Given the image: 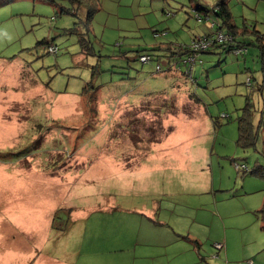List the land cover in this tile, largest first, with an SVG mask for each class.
<instances>
[{"label":"rangeland","instance_id":"374dc122","mask_svg":"<svg viewBox=\"0 0 264 264\" xmlns=\"http://www.w3.org/2000/svg\"><path fill=\"white\" fill-rule=\"evenodd\" d=\"M217 1L73 8L69 0H0V176L24 171L39 197L43 185L57 183L45 173L65 170L73 176L59 177L65 202L86 211L85 220L70 209L55 216L53 247L58 232H82L80 255L65 262L42 250L37 233L0 221V264H101L103 248L91 251L84 232L138 235L125 243L127 264H264V48L256 40L264 21L255 27L253 14L237 11L245 53L214 45L195 57L192 76L183 62L182 48L211 28L193 7ZM143 54L152 61L141 62ZM40 87L47 91L38 94ZM60 91L81 96V105L58 109ZM246 107L256 141L244 149L237 140ZM195 119L197 129L187 123ZM197 132L209 135L181 137Z\"/></svg>","mask_w":264,"mask_h":264},{"label":"crops","instance_id":"0c3cea01","mask_svg":"<svg viewBox=\"0 0 264 264\" xmlns=\"http://www.w3.org/2000/svg\"><path fill=\"white\" fill-rule=\"evenodd\" d=\"M232 1V0H231ZM206 5V4H204ZM231 13L234 16V22H236L235 14L237 11L239 12H248L253 14V17L251 18L255 24L259 23L258 19H261L264 21V0H237V4H233L229 2ZM213 17H215L213 15ZM216 18V17H215ZM214 19V18H213ZM263 24V23H262ZM260 31L262 33H254L257 34L256 37L263 38L264 42V24L263 27L260 28ZM247 38H250L249 36H246ZM240 42V38H237ZM47 91L46 87H40L36 92L38 94H44ZM54 93V92H53ZM79 95H75L73 93H70L68 91H60L57 93V96L53 98V103L57 105V108L59 109H73L77 108L82 103V97ZM202 107V104L200 105V108ZM205 112V110H204ZM205 119L208 121V116L206 112L204 113ZM184 118H187L185 116H181ZM183 118V119H184ZM179 120V119H178ZM185 120V119H184ZM166 121V120H165ZM188 124H191L196 129L197 127H201V124L198 122V119L190 120L187 122ZM206 129L209 128V121L208 126L204 127ZM209 134H204L197 132L195 134H187V135H181V137L185 140H192L197 139L201 140V137H206ZM174 135L171 134V137ZM145 165H141V169H145ZM43 171V170H41ZM39 171V172H41ZM46 172V171H44ZM141 172V171H140ZM21 174H24L23 172H20ZM32 172L31 174H33ZM142 173V172H141ZM15 175L11 172H8L5 175H2L0 177H3L4 181H11L12 178L15 179V186H12L9 182H0V187L6 188L5 192H2V195L0 194V197L4 202L0 205V221H7V226L9 224L13 225L15 228L23 231V232H32L38 234V241L37 242L41 247L42 250L50 253V251L54 252V255L59 256V259L64 261L66 258H74L78 255H80V248L75 249L74 247L79 245L81 242V228H78L77 232H67L65 233H59V239L56 238L57 241V247H53L50 243V238L53 231L55 230V216L60 213V211L65 210L68 211L70 209V215L71 218H74L76 220L83 219L85 220L86 217V211L83 208H75L74 203L72 200H69L65 202V198L68 195L66 191L68 188H63L62 183H59V177L62 180H70L73 176L71 173H67L65 170L61 172H54V177L48 176L49 172H46V179L52 180V182H57L56 185H50L48 188L47 185H43V191L39 192V197H37V193L33 191V187L30 188V185L32 184L30 181L22 179V177L25 175ZM125 175L127 173L125 172ZM19 176V177H18ZM50 183L49 181H45L44 184ZM21 187L20 189H17ZM16 190H15V189ZM62 191L64 192L62 195ZM8 193V195H6ZM34 198L38 199V202H35ZM72 202V203H69ZM115 209V207H114ZM153 212V211H152ZM73 214V215H72ZM89 219V218H88ZM164 225H167L169 228L170 226L166 223H163ZM85 229V228H84ZM20 232V231H19ZM173 234L178 235L176 231H172ZM27 234V233H26ZM33 234V235H34ZM41 234V236H39ZM33 235L31 237H33ZM70 235V236H69ZM85 236H88L90 240L89 245L93 243L94 248L91 251H98L102 250V263L101 264H127L126 257L124 256V253L126 252V241L132 240L133 237H136V239H139L138 235L135 234H129L127 232H119L118 235L112 236V235H104V233H101L100 235L96 232H84ZM142 235L147 236L146 232H142ZM180 236V235H179ZM63 237L65 238L63 240ZM69 237L71 239H76V243L72 247L69 242ZM184 238V237H183ZM55 240V241H56ZM53 242V241H52ZM139 243V242H138ZM199 240L196 239L195 247L199 251L202 243ZM69 246L67 249L66 247ZM61 253V255H59ZM92 254V252H91ZM139 254H142V251H140ZM136 253V259L142 258L141 255ZM150 261L152 264H154L153 259H146V262ZM65 262V261H64Z\"/></svg>","mask_w":264,"mask_h":264},{"label":"trees","instance_id":"16d2710c","mask_svg":"<svg viewBox=\"0 0 264 264\" xmlns=\"http://www.w3.org/2000/svg\"><path fill=\"white\" fill-rule=\"evenodd\" d=\"M231 0H218L217 3L215 5H197L195 7H193V9H195L197 12L199 13H204L203 15H214L216 18H217V28H221L223 31H224V28L227 27L228 29V32H225V33H229L231 35H233V38H235V42H237V45L238 46H241V47H247L246 44H244L241 40L240 42L238 41L237 38H240L239 35H240V31L238 29V26L237 24L233 21L234 19V16L233 14L231 13V10H230V6H229V2ZM69 2L72 4V7L75 6V7H82V6H88L90 7L91 5H93L95 3V0H69ZM74 8V7H73ZM217 12H213L214 9H217ZM89 15L91 16V11L89 12ZM245 31V30H243ZM244 33V32H243ZM202 36V35H201ZM193 40V39H192ZM260 45H261V48H264V42H263V38H258L256 39ZM82 45L85 44L84 42V38L82 39ZM192 42V41H191ZM219 44H216L215 46H217ZM259 45V44H258ZM259 45V46H260ZM51 46V44H48V48ZM190 44L186 47H184V49L182 48V51L185 52V54H187V56H191V55H195L197 56L198 54L200 53H203V52H199L198 54H195L190 48H189ZM221 48H223V50H228V51H233L231 48H226L224 45H220ZM208 51V50H207ZM205 52V51H204ZM143 55H147L151 58V61H152V55L151 54H143ZM143 55H140L143 56ZM139 57V58H140ZM150 61V62H151ZM193 73V71H192ZM192 76V75H191ZM248 79V78H247ZM90 86H85L84 90L81 92V95H87V90ZM196 102H199V101H196ZM200 104V103H199ZM248 108L250 107H246L245 109V114L239 118V138L237 140V143L238 145H240L242 148L244 149H247L249 147H252L255 145V141H256V133H255V127L253 125V122H252V118H251V115L248 114L249 113V110ZM227 117V115H223L222 118H225ZM264 118V108L262 110V119ZM218 124L217 121H215ZM16 155V158L17 160L21 157L19 156V152L18 153H15ZM27 154L23 155V156H26ZM259 173V171H258ZM258 213L260 214V217H261V221H262V226L264 228V207L258 211Z\"/></svg>","mask_w":264,"mask_h":264},{"label":"built area","instance_id":"2783aa9c","mask_svg":"<svg viewBox=\"0 0 264 264\" xmlns=\"http://www.w3.org/2000/svg\"><path fill=\"white\" fill-rule=\"evenodd\" d=\"M194 16L199 22L208 21L210 23V33L204 34L202 36L196 37L194 40H192L189 48L195 53L198 54L199 52H204L209 50L212 46L219 44L224 45L226 48H231L233 52L236 54H242L247 51V48L241 47L237 45V42H235V38H233V35L229 33H225L221 28H217V19L213 17L212 14L210 15H203L204 13H199L195 9ZM217 9H214L213 12H217ZM214 18V19H213ZM213 30V32L211 31ZM160 33L155 32V36L158 37ZM49 53L56 54L58 52V47L51 45L49 48ZM195 55H191L187 58V60H184V64L188 67L187 74L190 76L192 75L193 67L195 64ZM140 61L143 63H147L151 61V58L147 55H143L140 57ZM157 72L163 71L161 66H158L156 68ZM247 81L251 83V79L248 78Z\"/></svg>","mask_w":264,"mask_h":264}]
</instances>
